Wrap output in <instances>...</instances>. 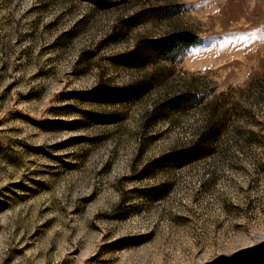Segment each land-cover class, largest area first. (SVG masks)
I'll list each match as a JSON object with an SVG mask.
<instances>
[{
    "label": "rangeland",
    "instance_id": "1",
    "mask_svg": "<svg viewBox=\"0 0 264 264\" xmlns=\"http://www.w3.org/2000/svg\"><path fill=\"white\" fill-rule=\"evenodd\" d=\"M101 1L0 0V264H264V0Z\"/></svg>",
    "mask_w": 264,
    "mask_h": 264
},
{
    "label": "trees",
    "instance_id": "2",
    "mask_svg": "<svg viewBox=\"0 0 264 264\" xmlns=\"http://www.w3.org/2000/svg\"><path fill=\"white\" fill-rule=\"evenodd\" d=\"M94 2H102L101 0H92ZM103 4V3H101ZM199 37L191 32H174L157 39H150L147 42L145 51L143 53V61H149L152 58L159 57L161 59H172L179 53H183L188 50L191 46L198 43ZM153 79H148L142 84H138V90L142 87L150 88L153 83ZM139 86H142L141 88ZM106 92V91H104ZM107 94L111 96L114 95V92L107 90ZM138 94L139 91H138ZM178 104H187L185 97H179L175 100ZM215 132V131H212ZM211 149V141L208 135L204 133L195 138L187 147L180 148L173 152V158L176 161L186 163L204 153L208 152Z\"/></svg>",
    "mask_w": 264,
    "mask_h": 264
}]
</instances>
